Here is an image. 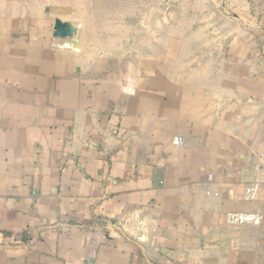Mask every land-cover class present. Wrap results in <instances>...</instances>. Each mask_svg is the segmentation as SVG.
Segmentation results:
<instances>
[{
	"label": "crops",
	"instance_id": "obj_1",
	"mask_svg": "<svg viewBox=\"0 0 264 264\" xmlns=\"http://www.w3.org/2000/svg\"><path fill=\"white\" fill-rule=\"evenodd\" d=\"M63 1L0 0V264H264V0H78L137 6L139 64Z\"/></svg>",
	"mask_w": 264,
	"mask_h": 264
},
{
	"label": "rangeland",
	"instance_id": "obj_2",
	"mask_svg": "<svg viewBox=\"0 0 264 264\" xmlns=\"http://www.w3.org/2000/svg\"><path fill=\"white\" fill-rule=\"evenodd\" d=\"M78 0H69V5L66 6L67 15L69 17H73L74 19L79 20L84 23L85 27V37L84 44L91 45L93 48L92 52H90V56L92 58L109 56L111 58L117 59V63L111 62V64H124V58L126 51L132 52V63L131 64H139V57L141 55V46L142 41L147 39L150 43L148 45V49L152 45L151 42H155L156 37H146L141 38L139 36H114L111 35L114 32L111 30H115L118 28L116 33L124 34V20L123 19L126 14H129L127 17H140V14L131 13L130 9H135L137 6L124 5V4H86L81 5L77 4ZM92 2V0H90ZM60 2V4H64L63 0H54L53 6ZM133 7V8H132ZM147 6H145L146 8ZM154 7V6H152ZM141 6H138L139 11ZM151 9V6H148ZM137 11L138 13H140ZM117 17L115 20L112 18ZM111 18V19H110ZM121 25V26H119ZM122 29V31L120 30ZM134 29V28H133ZM131 30V29H129ZM135 32V30H133ZM151 32V31H150ZM87 34V35H86ZM153 47V46H152ZM122 58V59H119ZM112 60V59H111Z\"/></svg>",
	"mask_w": 264,
	"mask_h": 264
},
{
	"label": "water",
	"instance_id": "obj_3",
	"mask_svg": "<svg viewBox=\"0 0 264 264\" xmlns=\"http://www.w3.org/2000/svg\"><path fill=\"white\" fill-rule=\"evenodd\" d=\"M80 26L75 22L63 20L59 17L53 21L54 41L59 42L65 47L77 50L79 48Z\"/></svg>",
	"mask_w": 264,
	"mask_h": 264
},
{
	"label": "built area",
	"instance_id": "obj_4",
	"mask_svg": "<svg viewBox=\"0 0 264 264\" xmlns=\"http://www.w3.org/2000/svg\"><path fill=\"white\" fill-rule=\"evenodd\" d=\"M251 196L256 194V191L249 192ZM264 221V215L262 213L251 212H233L228 215V222L235 227L240 226H261ZM64 264H83L81 262L66 261Z\"/></svg>",
	"mask_w": 264,
	"mask_h": 264
}]
</instances>
